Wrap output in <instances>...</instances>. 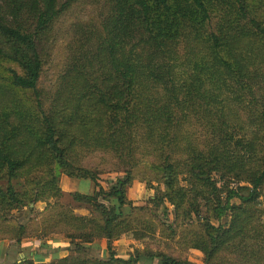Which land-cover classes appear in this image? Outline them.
Masks as SVG:
<instances>
[{"label":"trees","instance_id":"obj_1","mask_svg":"<svg viewBox=\"0 0 264 264\" xmlns=\"http://www.w3.org/2000/svg\"><path fill=\"white\" fill-rule=\"evenodd\" d=\"M78 1L0 0V63L18 66V70L9 68L6 78L0 75V219L6 221L7 214L24 200L31 203L60 196L56 166L68 177L90 179L98 190L94 195L73 194L74 200L90 206L89 214L59 212L58 219L51 221L55 227L64 218L71 223L72 231L65 235L75 253L49 264H153L154 260L156 264H193L140 249L126 258L116 257L112 242L135 230L132 216L140 209L130 207L126 196L132 177L127 173L126 179L118 178L107 191L97 184V174L77 165L75 172L68 159L79 146L111 151L119 159L133 161L137 143L146 142L160 158L155 169L164 189L154 198L156 207L166 200L174 207L175 219L189 222L193 213L199 214L198 201L203 199L216 220L229 216L227 227L205 219L202 236L189 238V248L202 252L203 264H213L224 248L243 258L252 252L260 255V250L249 248L264 246V225L257 223L260 213L256 208L264 184V152L254 170L242 171L246 177L234 174L237 186H226L224 200L210 172L225 168L229 174L236 161L241 164L244 160L232 152V135L223 128L224 92L231 91L230 87L244 90L248 81L259 78L255 67L263 51L256 45L264 41V17L255 13L251 0H235L236 4L228 5L226 21L210 30L209 10L203 0H109L100 27L73 25L57 87L44 98L38 90L43 47L55 21ZM180 39L193 45L201 59L193 63L188 81L182 82L175 79L171 51ZM28 91L32 97L20 93ZM214 113L216 124H210L217 133H211L202 149L197 147L198 139L187 136L188 160L181 166L169 152L172 142L180 138L182 124L190 115L207 121ZM260 122L264 123V113ZM40 170L44 176L33 178V199L32 191L15 189L13 180ZM184 172L188 186L178 184V175ZM243 182L247 183L240 184ZM99 194L118 204L99 202ZM233 198L239 203L231 204ZM47 227L42 226L44 233L50 232ZM25 230L19 224L0 232L19 242L26 236ZM136 234V239L142 237ZM101 238L107 240L106 259L91 255L86 246ZM13 264L34 263L25 259Z\"/></svg>","mask_w":264,"mask_h":264},{"label":"rangeland","instance_id":"obj_2","mask_svg":"<svg viewBox=\"0 0 264 264\" xmlns=\"http://www.w3.org/2000/svg\"><path fill=\"white\" fill-rule=\"evenodd\" d=\"M109 0H79L71 8L63 12L55 21L53 31L47 39L43 50V67L42 73L38 81V90L44 94V98L49 97L55 88L59 75L62 73L65 61L68 55V42L72 36V28L74 24L83 23L100 27V21L105 16ZM205 6L209 10V29L218 23L226 21L228 14L226 10L228 5L236 4L235 0H203ZM255 6V13L261 18L264 17V0H251ZM258 17V16H257ZM231 21H233L231 19ZM206 34H203V37ZM193 45H188L187 40H179L173 46L172 69L175 73V79L179 82L188 81L194 72L195 62H200L199 52ZM257 48L263 51V58H259L255 67L259 72V78L254 81L250 80L245 84V89L236 91L235 87H230L231 91L224 92L226 108L224 110V126L226 131L232 135L231 150L235 154L243 156V162L238 164L237 161L232 166L231 173H227L225 168L219 171H211L210 176L217 182V187L221 190L222 200L226 197V186L236 187L234 174H242V171L254 170L259 165V158L264 152V123L260 122L261 114L264 113V41L257 43ZM201 65V64H200ZM9 68L18 70V66L13 63H0V75L4 78L9 74ZM22 95L32 97V93L20 92ZM236 95V97H235ZM217 117L214 113L207 121L196 120L192 115L189 116L188 122H184L181 127L180 138L172 142L170 154L176 162L183 166L186 162L187 151L190 147L186 144L187 136L198 139V148L202 149L207 138H211L213 133H217L216 127L210 124L212 121L216 124ZM212 133V134H211ZM241 142L234 145L235 142ZM137 151L135 160L129 158L119 159L113 152L104 150H91L86 147H77L68 157L69 162L97 174V184L104 190H109L111 185L118 179H126L127 173L132 177L131 182L126 186L125 192L129 200V206L138 207L133 213L134 231L123 234L119 244L114 246L117 254L126 255L135 249L144 251H156L165 253L171 257L178 259H187L193 264H203V254L197 249L189 248V238L191 235L195 238L202 236V222L210 219L214 225L221 224L227 227L229 224V216L225 215L221 220L213 217L212 209L206 205L203 199H199V214H194L191 220L182 217L175 219L174 207L168 201H164L159 207L154 205V198L158 190H163L164 186L161 182L160 173L155 169L160 158L155 157L153 151H150L146 142L137 143ZM251 150V152H249ZM160 155V151L156 152ZM251 159L248 160V158ZM136 161V162H135ZM240 161V160H239ZM134 164V165H131ZM131 165V166H130ZM57 180L56 184L61 188L60 176L62 169L54 167ZM65 175V174H64ZM43 177L44 171L40 170L25 179L13 180V186L20 192H31L33 189V178ZM74 178V177H72ZM188 174L186 172L178 175V184L180 186H188ZM243 182L240 184H246ZM3 187L6 182L1 181ZM93 185V184H92ZM95 186V183H94ZM97 190V188H96ZM34 192L30 194L33 199ZM99 202L110 205L118 204L115 200L107 201L103 194L98 195ZM231 204L239 203V200L233 198ZM129 206H125V210H130ZM256 208L260 213L257 223L264 225V184L260 189L257 199ZM132 210V209H131ZM72 211L75 214L87 215L90 206L84 202L74 200L73 193H64L60 196L47 198L45 201H34L28 203L24 200V204L10 211L6 216V221L0 219V229L9 231L19 224L26 227L25 237H46L49 233L65 234L72 231V225L66 218L64 223L58 226H52L51 221L58 219L55 215L59 212L67 213ZM48 225V227H47ZM42 226L49 229V233H44ZM136 233H141V238ZM134 234V235H133ZM51 235V234H50ZM6 237V238H4ZM24 237V238H25ZM0 238L9 239L5 232H0ZM250 250H260V255L253 252L248 257H238L237 252L229 248L222 249L215 258L213 264H264V246L263 244H254ZM96 255L100 253L96 250H90ZM98 257V256H97ZM154 260L153 264H156Z\"/></svg>","mask_w":264,"mask_h":264},{"label":"crops","instance_id":"obj_3","mask_svg":"<svg viewBox=\"0 0 264 264\" xmlns=\"http://www.w3.org/2000/svg\"><path fill=\"white\" fill-rule=\"evenodd\" d=\"M60 183L62 194L72 192L73 194L81 193L94 195L98 190L97 186H94V182L90 179L72 178L64 174L60 176ZM121 236L113 240L112 252L116 257L126 258L128 256L127 253L122 256L117 254L114 250V246L121 241ZM86 246L90 247L89 252L95 257L98 256V258L106 259L109 255L107 240L105 238L96 239L91 243H87ZM90 250H96L100 253L96 255ZM74 253L73 245L70 244L66 235H61V233L52 232L46 237H25L21 238L19 242L15 239L0 240V264L19 263L25 259L33 261L34 264H49L53 261H58L74 255Z\"/></svg>","mask_w":264,"mask_h":264}]
</instances>
